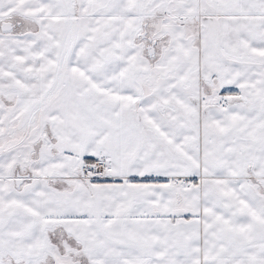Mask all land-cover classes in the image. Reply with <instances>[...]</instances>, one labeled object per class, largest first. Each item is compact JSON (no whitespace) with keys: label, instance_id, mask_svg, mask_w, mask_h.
Wrapping results in <instances>:
<instances>
[{"label":"snow or ice","instance_id":"6c2138e0","mask_svg":"<svg viewBox=\"0 0 264 264\" xmlns=\"http://www.w3.org/2000/svg\"><path fill=\"white\" fill-rule=\"evenodd\" d=\"M0 264H264V0H0Z\"/></svg>","mask_w":264,"mask_h":264}]
</instances>
